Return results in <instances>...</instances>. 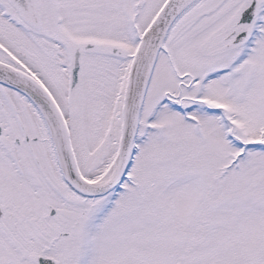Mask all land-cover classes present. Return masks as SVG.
I'll return each mask as SVG.
<instances>
[{
  "label": "snow or ice",
  "instance_id": "6c2138e0",
  "mask_svg": "<svg viewBox=\"0 0 264 264\" xmlns=\"http://www.w3.org/2000/svg\"><path fill=\"white\" fill-rule=\"evenodd\" d=\"M0 264H264V0H0Z\"/></svg>",
  "mask_w": 264,
  "mask_h": 264
}]
</instances>
